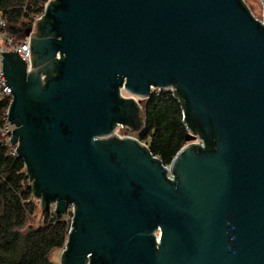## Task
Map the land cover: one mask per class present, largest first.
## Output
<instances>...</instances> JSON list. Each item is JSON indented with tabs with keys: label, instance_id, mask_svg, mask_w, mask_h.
I'll return each mask as SVG.
<instances>
[{
	"label": "water",
	"instance_id": "obj_1",
	"mask_svg": "<svg viewBox=\"0 0 264 264\" xmlns=\"http://www.w3.org/2000/svg\"><path fill=\"white\" fill-rule=\"evenodd\" d=\"M258 22L243 0H49L25 29L30 68L1 52L32 196L47 213L74 203L59 264H264ZM168 87L215 136L198 151L186 133L172 180L141 140L113 132L139 130V99Z\"/></svg>",
	"mask_w": 264,
	"mask_h": 264
},
{
	"label": "trees",
	"instance_id": "obj_2",
	"mask_svg": "<svg viewBox=\"0 0 264 264\" xmlns=\"http://www.w3.org/2000/svg\"><path fill=\"white\" fill-rule=\"evenodd\" d=\"M40 1L45 0H0L7 27L15 38L25 35L29 16ZM258 25L264 31V23ZM5 106L6 102L0 101V126ZM141 116L143 124L135 137L147 140L149 151L163 163H169L185 143V122L205 142L203 147L196 146L198 151H210L215 146L213 132L204 131L198 121L189 119L184 97L176 91L174 95L169 89L153 90L142 103ZM10 151L0 143V264H55L50 253L63 247L69 220L60 213L51 216L41 209L42 218L36 226L26 232L18 230L36 213V203L27 183L24 162Z\"/></svg>",
	"mask_w": 264,
	"mask_h": 264
},
{
	"label": "built area",
	"instance_id": "obj_3",
	"mask_svg": "<svg viewBox=\"0 0 264 264\" xmlns=\"http://www.w3.org/2000/svg\"><path fill=\"white\" fill-rule=\"evenodd\" d=\"M48 1L49 0H47V2ZM47 2L44 4V6H40L38 10H36L30 14V16H29L30 17L29 27L31 28V31H33V29H34V24H35L36 20L41 18V16L43 15ZM23 9L25 10L24 7H23ZM261 22L263 23L264 20H262ZM12 50H17L18 55L26 62L27 68H30L31 61H30L29 35H24L22 38H15L14 35L9 31V29L7 27L6 20L4 18V12L2 11V9H0V101L6 102L5 109L1 114L2 125L0 126V143L2 145H7L8 148L11 150L10 153L15 154L17 156V154L15 153V146L10 143V137H11V131L12 130H9L7 122H6L7 121L8 105L12 100V93L11 94L8 93L7 86L5 85V83L3 81L2 72H1L2 71V61H1L2 54H1V52H7V51H12ZM151 89L162 90V89H158V88H151ZM166 89H170L172 91V93L174 91V89L172 87H168ZM123 91L124 90H122V92ZM182 116L184 118L183 114H182ZM120 125H122V124H120ZM185 127L187 129V133H190L193 136L192 139H190L189 141L202 145L203 141H202V139L199 138L198 134L197 133L196 134L191 133L186 125H185ZM113 132H114V130H113ZM124 136H131V135H124ZM124 136H119V137H124ZM193 138H196L197 141H192ZM186 142H188V141H186ZM145 145L148 147L147 144H145ZM162 164L166 168L167 178H169L171 180L174 179V175L171 174V161L169 163H163L162 162ZM24 168H25V166H24ZM25 173H26V168H25ZM26 175H27V173H26ZM27 178H28V182H27L28 186L31 187V182L29 180L28 175H27ZM36 199H38V198H36ZM39 202H40V199H39ZM51 207L53 208V212H52L51 216H53L54 214H56L54 212V209L56 207V202H52L50 204V209H51ZM65 213L69 214V216H70V217H66L69 220V227L67 230L66 240L64 242L63 247H61V250L65 247V243L67 241V237H68L69 231L71 229L72 218L74 216V203H70L67 205Z\"/></svg>",
	"mask_w": 264,
	"mask_h": 264
},
{
	"label": "rangeland",
	"instance_id": "obj_4",
	"mask_svg": "<svg viewBox=\"0 0 264 264\" xmlns=\"http://www.w3.org/2000/svg\"><path fill=\"white\" fill-rule=\"evenodd\" d=\"M243 1L249 7L253 16L256 19L262 21L263 20V7H264L262 0H243ZM46 2H47V0L40 1L38 3L36 10H38L40 6H44V4ZM153 90H155V89H151V92ZM122 93H123V95H128L125 91H123ZM145 99L146 98L139 99L141 107H142V103ZM114 132L116 134H118L119 136L131 135L133 137H135L136 133H137L136 131H133L126 126L123 127V125H120V124H117V127L114 129ZM192 141H197V139L193 138ZM142 142L147 144V140H143ZM185 143H186V141H185ZM34 201L36 203V213L31 217V219L27 223H25L24 225H22L21 227L18 228V230L21 232H26V231H28L29 228L34 227V226H36V224H38V221H39L40 215H41V205H40L39 199L34 198ZM52 212H53V208L51 207V209L48 213H50V215H51ZM63 215H64V217H70L69 214H67V213H64ZM60 250H61V248H57V249H54L50 253V258L55 264H59V252H60Z\"/></svg>",
	"mask_w": 264,
	"mask_h": 264
},
{
	"label": "flooded vegetation",
	"instance_id": "obj_5",
	"mask_svg": "<svg viewBox=\"0 0 264 264\" xmlns=\"http://www.w3.org/2000/svg\"><path fill=\"white\" fill-rule=\"evenodd\" d=\"M12 92V91H11Z\"/></svg>",
	"mask_w": 264,
	"mask_h": 264
}]
</instances>
